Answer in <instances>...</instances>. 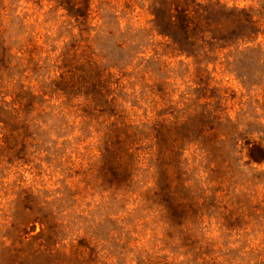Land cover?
Returning <instances> with one entry per match:
<instances>
[{
	"label": "rangeland",
	"instance_id": "obj_1",
	"mask_svg": "<svg viewBox=\"0 0 264 264\" xmlns=\"http://www.w3.org/2000/svg\"><path fill=\"white\" fill-rule=\"evenodd\" d=\"M57 1L0 0V139L15 126L12 115L28 124V161L0 163V243L39 219L50 246L33 256L37 264H264V162L247 164L243 147L264 143V0H197L222 6V17L213 9L207 17L222 19L224 39L195 58L178 54L152 21L153 8L173 0H90L81 23ZM83 56L120 77L131 119L189 107L212 112L223 133L215 117L239 125L231 167L214 155L201 159L194 147L184 153L188 185L199 179L193 194L204 201L198 219L196 208L183 206L195 235L169 228L135 194L114 200L102 183L96 119L74 106L81 97L67 103L50 84ZM34 222L26 223L34 226L29 234L41 227ZM3 251L0 264H9Z\"/></svg>",
	"mask_w": 264,
	"mask_h": 264
},
{
	"label": "trees",
	"instance_id": "obj_2",
	"mask_svg": "<svg viewBox=\"0 0 264 264\" xmlns=\"http://www.w3.org/2000/svg\"><path fill=\"white\" fill-rule=\"evenodd\" d=\"M57 2L66 10L67 16L80 23L89 15L90 0ZM220 7V4L208 5L197 0H173L163 9L154 7L152 21L158 34L170 39L173 45L176 44L178 54L195 58L204 45L224 39L219 36L224 29L222 19L207 17L208 11L212 9L215 16L222 17L224 11H220ZM225 15H232L230 9L225 11ZM251 18L250 15L248 22L252 24L254 20ZM61 70L51 80V90L65 97L67 103L81 97V101L74 106L84 113V119H96L97 131L100 133L99 177L112 191L114 200L118 196L122 199L124 195L135 194L141 207L149 210L151 206L157 207L154 211L160 213L159 220L169 228L181 236L195 235L196 228L193 226L190 229L185 223L189 212L182 211L183 206L189 203L190 209L196 208L191 216L198 219L202 216L200 209L204 201L198 202L197 196L193 194V190L197 192L199 189V179L188 185L190 181L186 174L189 169L184 153L194 147L193 152L198 151L201 159L214 155L216 162L223 160L231 167L234 158L232 140L236 141L240 133L236 121L226 116L218 122L219 117H215L218 125L228 131L223 133L210 123L212 112L189 107L175 111V114L169 111L168 116H165L167 112L164 110L157 111V117L152 121L131 119L125 107L130 100L122 98L124 86L120 77H115L96 59L91 56L71 58ZM22 99L18 101L20 105H24ZM25 120L16 114L11 116L15 126L9 128L0 139V163L17 162V165L28 161L24 136L28 124H19ZM235 145L236 142H233V148ZM243 147L246 148L247 164L259 165L264 162L262 141L246 140ZM34 221H38L41 227L34 234H29L34 226L26 229V223L34 224ZM19 225V229L15 228L17 239L9 236V244L0 243L7 252L3 253L9 255V264H37L33 256L45 250L41 249L42 246H50L45 233V221L28 220Z\"/></svg>",
	"mask_w": 264,
	"mask_h": 264
}]
</instances>
